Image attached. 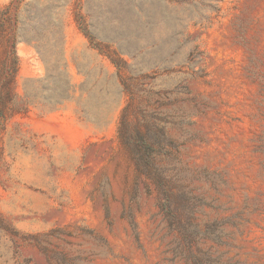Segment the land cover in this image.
I'll return each instance as SVG.
<instances>
[{"label": "rangeland", "instance_id": "374dc122", "mask_svg": "<svg viewBox=\"0 0 264 264\" xmlns=\"http://www.w3.org/2000/svg\"><path fill=\"white\" fill-rule=\"evenodd\" d=\"M18 2L0 0L17 57L0 123V264H48L39 246L81 264H191L117 142L123 82L131 113H158L182 144L199 248L219 264H264V0ZM77 16L118 47L122 70ZM10 45L0 41V84Z\"/></svg>", "mask_w": 264, "mask_h": 264}, {"label": "trees", "instance_id": "16d2710c", "mask_svg": "<svg viewBox=\"0 0 264 264\" xmlns=\"http://www.w3.org/2000/svg\"><path fill=\"white\" fill-rule=\"evenodd\" d=\"M22 0H19V4ZM80 32L88 39L91 47L101 56L105 57L117 71L126 66V61L119 55L118 47L115 49L99 43L91 36L81 17H76ZM8 16L0 14V41L11 39V60L6 69L4 80L0 84V123L14 111L12 106V84L17 71V57L15 54L16 37H6ZM115 44V43H114ZM123 84V92L129 96V101L122 108L117 121L116 139L121 149L127 154L133 165V184L137 188L141 181L144 187L152 185L157 193V206L160 210L167 230L176 233L183 243L186 259L191 264H219L211 259L209 251L199 248V240L205 235L200 225L194 224V204L191 189L182 181V169L178 158L181 143L174 141L167 133L166 126L158 113H147L142 107L132 112L134 98L128 84ZM183 115H179L182 118ZM143 179V180H142ZM107 224L110 226L109 213L105 209L104 214ZM131 230L135 225L130 213L123 215ZM208 229V228H207ZM39 246L40 244L37 243ZM39 248L45 253L48 264H81L87 262L86 257H69L63 253L46 255L47 249ZM81 260V261H80Z\"/></svg>", "mask_w": 264, "mask_h": 264}]
</instances>
